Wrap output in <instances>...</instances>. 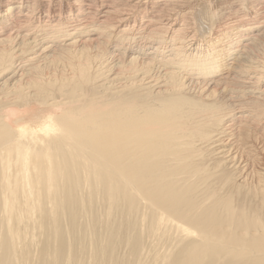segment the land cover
<instances>
[{
    "label": "bare ground",
    "instance_id": "obj_1",
    "mask_svg": "<svg viewBox=\"0 0 264 264\" xmlns=\"http://www.w3.org/2000/svg\"><path fill=\"white\" fill-rule=\"evenodd\" d=\"M0 264H264V0H0Z\"/></svg>",
    "mask_w": 264,
    "mask_h": 264
},
{
    "label": "rangeland",
    "instance_id": "obj_2",
    "mask_svg": "<svg viewBox=\"0 0 264 264\" xmlns=\"http://www.w3.org/2000/svg\"><path fill=\"white\" fill-rule=\"evenodd\" d=\"M99 5L101 6V2H98L97 6L100 7ZM260 6H261V8H262V5H260ZM100 8H101V7H100ZM100 8H99V9H100ZM127 10H128V11H131V9H129V8H128ZM92 19H94V18H92ZM92 19H90V21H92ZM83 23H84V22H83Z\"/></svg>",
    "mask_w": 264,
    "mask_h": 264
}]
</instances>
